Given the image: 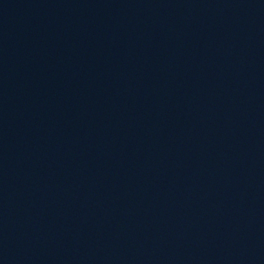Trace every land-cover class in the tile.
I'll list each match as a JSON object with an SVG mask.
<instances>
[{
	"label": "water",
	"instance_id": "95a60500",
	"mask_svg": "<svg viewBox=\"0 0 264 264\" xmlns=\"http://www.w3.org/2000/svg\"><path fill=\"white\" fill-rule=\"evenodd\" d=\"M0 264H264V0H0Z\"/></svg>",
	"mask_w": 264,
	"mask_h": 264
}]
</instances>
